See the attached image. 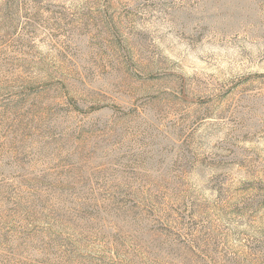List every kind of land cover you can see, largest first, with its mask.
I'll return each mask as SVG.
<instances>
[{"label": "rangeland", "instance_id": "obj_1", "mask_svg": "<svg viewBox=\"0 0 264 264\" xmlns=\"http://www.w3.org/2000/svg\"><path fill=\"white\" fill-rule=\"evenodd\" d=\"M0 264H264V0H0Z\"/></svg>", "mask_w": 264, "mask_h": 264}]
</instances>
